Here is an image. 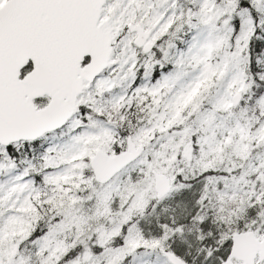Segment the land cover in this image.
I'll list each match as a JSON object with an SVG mask.
<instances>
[{
  "label": "snow or ice",
  "instance_id": "6c2138e0",
  "mask_svg": "<svg viewBox=\"0 0 264 264\" xmlns=\"http://www.w3.org/2000/svg\"><path fill=\"white\" fill-rule=\"evenodd\" d=\"M0 264H264V0H0Z\"/></svg>",
  "mask_w": 264,
  "mask_h": 264
}]
</instances>
